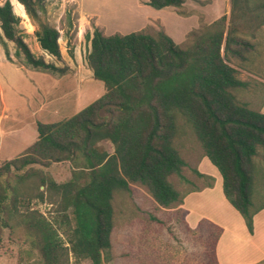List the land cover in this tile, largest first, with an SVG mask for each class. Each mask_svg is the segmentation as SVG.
I'll return each mask as SVG.
<instances>
[{"label":"trees","instance_id":"obj_1","mask_svg":"<svg viewBox=\"0 0 264 264\" xmlns=\"http://www.w3.org/2000/svg\"><path fill=\"white\" fill-rule=\"evenodd\" d=\"M15 1L36 23L33 36L39 48L58 58L57 30L38 21L43 0ZM181 3L146 1L156 9ZM18 22L11 1L3 0L0 45L5 58L10 60L5 45L10 41L27 67L62 73V68L29 50ZM250 23L254 28L264 26V0H230L228 15L190 32L185 48L162 31L104 35L93 28L84 33L89 43L87 67L92 78L102 82L104 92L68 118L36 122V139L0 167V173H9L10 168L16 171L33 164H71L70 177L61 183L31 167L14 177L20 182L37 175L39 186L60 194L64 208H70L72 225L66 240L75 259L101 264V254L109 247L114 190H128L133 183L144 186L160 207L181 201L183 195L168 180L172 174L182 178L184 166L172 145L177 117L193 130L203 156L220 176L223 197L251 232L252 215L264 206L251 201L252 158L257 149L264 156V113L236 98L234 91L247 83L237 78V69L229 62V56L243 59L241 51L251 48L235 35ZM100 140L111 143L112 153L97 146ZM16 198L14 186L0 185V232L10 227ZM23 226L36 244L39 263L61 264L66 247L53 226L35 212H28Z\"/></svg>","mask_w":264,"mask_h":264},{"label":"rangeland","instance_id":"obj_2","mask_svg":"<svg viewBox=\"0 0 264 264\" xmlns=\"http://www.w3.org/2000/svg\"><path fill=\"white\" fill-rule=\"evenodd\" d=\"M10 1L12 11L19 16L18 27L29 50L63 72L27 67L21 56L15 55L10 41L5 42L10 58L7 60L0 45V167L36 139V122L68 118L104 92L102 82L92 78L85 61L89 48L85 32L90 33L93 28L104 35L135 31L154 35L162 31L180 48H185L190 32L222 14L228 15L230 9V0H182L179 7L158 9L148 6L147 0H43L38 21L58 32L59 57L54 58L35 41L36 23L27 17L20 3ZM242 26L235 35L251 48L241 51L243 59L229 56V62L237 69V78L247 86L236 89L234 94L251 109L264 112V26L254 28L252 23ZM172 145L184 161L182 178L168 176L173 187L183 196L191 190L213 188L191 196L187 201L190 209L187 217L182 199L164 208L154 202L144 186L129 183L128 190H114L109 247L101 254V264H213L212 245L218 229L198 219L199 215L208 216L218 201L225 202L220 176L203 156L193 130L181 117L176 119ZM97 146L108 154L113 151L108 140L98 141ZM252 160L251 201L260 205L264 203V156L260 149ZM27 167L40 169L55 183L66 181L72 168L68 161H61L45 167L33 164L16 171L10 168L9 173H0V185L7 182L17 192L8 219L10 227L0 232V264H40L36 244L23 226L28 212L40 214L56 230L66 247L61 264H90L86 258L75 259L67 249L72 219L60 194L39 186L37 175L31 174L20 182L15 179L14 174L25 173ZM212 173L216 176H211Z\"/></svg>","mask_w":264,"mask_h":264},{"label":"crops","instance_id":"obj_3","mask_svg":"<svg viewBox=\"0 0 264 264\" xmlns=\"http://www.w3.org/2000/svg\"><path fill=\"white\" fill-rule=\"evenodd\" d=\"M210 175L216 176L214 173ZM212 188L213 186L202 190H191L182 197L181 206L186 211V217L190 211L187 201L191 200V196ZM225 202L218 201L214 207L216 210L212 208L208 216L197 217L198 220H205L218 229L212 245L214 264H264V206L252 215V227L249 232L242 217L226 200Z\"/></svg>","mask_w":264,"mask_h":264}]
</instances>
